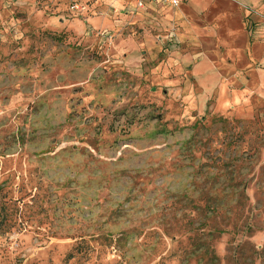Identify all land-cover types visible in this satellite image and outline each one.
I'll return each instance as SVG.
<instances>
[{
	"label": "rangeland",
	"instance_id": "1",
	"mask_svg": "<svg viewBox=\"0 0 264 264\" xmlns=\"http://www.w3.org/2000/svg\"><path fill=\"white\" fill-rule=\"evenodd\" d=\"M68 2L0 0V264H264V0Z\"/></svg>",
	"mask_w": 264,
	"mask_h": 264
},
{
	"label": "built area",
	"instance_id": "2",
	"mask_svg": "<svg viewBox=\"0 0 264 264\" xmlns=\"http://www.w3.org/2000/svg\"><path fill=\"white\" fill-rule=\"evenodd\" d=\"M83 0H69V10L72 13H76L77 11H81L83 9H87L88 7L82 4ZM91 2L102 1L109 10L114 12L117 11V3L121 0H86ZM148 1H159L163 4H168L172 7H176L179 3V0H134L133 7L134 8H143Z\"/></svg>",
	"mask_w": 264,
	"mask_h": 264
},
{
	"label": "crops",
	"instance_id": "3",
	"mask_svg": "<svg viewBox=\"0 0 264 264\" xmlns=\"http://www.w3.org/2000/svg\"><path fill=\"white\" fill-rule=\"evenodd\" d=\"M133 4H134V0H121L119 1V3H117V10H123V9H126L127 7H133L132 6ZM153 5H164V4L159 1H148L146 2L143 8H147ZM179 5H180V0H179L177 7H179Z\"/></svg>",
	"mask_w": 264,
	"mask_h": 264
},
{
	"label": "trees",
	"instance_id": "4",
	"mask_svg": "<svg viewBox=\"0 0 264 264\" xmlns=\"http://www.w3.org/2000/svg\"><path fill=\"white\" fill-rule=\"evenodd\" d=\"M68 3H69V2H68ZM82 4H83L84 6H85V5H88V4H90V1L83 0V1H82ZM183 144H185L184 141L182 142V145H183Z\"/></svg>",
	"mask_w": 264,
	"mask_h": 264
}]
</instances>
